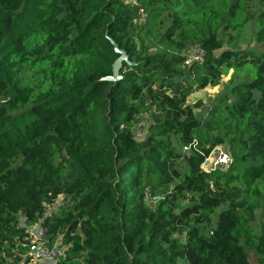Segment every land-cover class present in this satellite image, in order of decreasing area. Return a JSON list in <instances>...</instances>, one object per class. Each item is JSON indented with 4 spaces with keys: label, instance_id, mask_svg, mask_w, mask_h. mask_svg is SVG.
I'll use <instances>...</instances> for the list:
<instances>
[{
    "label": "trees",
    "instance_id": "trees-1",
    "mask_svg": "<svg viewBox=\"0 0 264 264\" xmlns=\"http://www.w3.org/2000/svg\"><path fill=\"white\" fill-rule=\"evenodd\" d=\"M217 145L231 163L202 168ZM259 211L264 0H0V264L37 223L55 264H264Z\"/></svg>",
    "mask_w": 264,
    "mask_h": 264
},
{
    "label": "built area",
    "instance_id": "built-area-1",
    "mask_svg": "<svg viewBox=\"0 0 264 264\" xmlns=\"http://www.w3.org/2000/svg\"><path fill=\"white\" fill-rule=\"evenodd\" d=\"M186 56L187 62L200 60L202 58V50L198 46L190 45ZM145 122L146 117H143L139 124H144ZM142 132L141 129H136L137 136H141ZM205 161H207V164L204 163ZM231 161V155L225 146L217 145L210 151L208 156L204 158L201 167L204 169L225 168L228 167ZM20 224L24 225V219H20ZM26 231L30 239L29 253L31 255V260L35 264H55L56 255L60 254L61 251L57 247L49 248L45 239V228L40 223H37L35 225L26 226Z\"/></svg>",
    "mask_w": 264,
    "mask_h": 264
},
{
    "label": "rangeland",
    "instance_id": "rangeland-1",
    "mask_svg": "<svg viewBox=\"0 0 264 264\" xmlns=\"http://www.w3.org/2000/svg\"><path fill=\"white\" fill-rule=\"evenodd\" d=\"M139 14L141 15L140 21H144L146 18V14L143 11H139ZM256 31V28L252 22H249L246 24L243 28V30L240 33V39L238 41V46L244 47V48H250V49H256L258 50V45L253 40L254 32ZM253 74L248 69L247 65L241 66L238 70H229L226 75H223L221 77V84L216 86H206L203 89L196 90L192 93L191 100L194 102L196 100H201L204 103H210L214 100V98L220 93L221 89L223 88L222 83L227 81L229 78L235 79V80H251L253 78ZM195 93V96L193 94ZM226 148V147H225ZM60 197L57 198L56 202H60ZM55 205H50L47 207V210H50L51 208H54ZM260 222H264V212H258V217L256 221L254 222V226H258ZM53 247L59 248V245L57 243L53 244ZM58 254L56 255L57 258ZM247 257L251 264H256V254L253 250H247ZM28 264H35L32 260Z\"/></svg>",
    "mask_w": 264,
    "mask_h": 264
},
{
    "label": "water",
    "instance_id": "water-1",
    "mask_svg": "<svg viewBox=\"0 0 264 264\" xmlns=\"http://www.w3.org/2000/svg\"><path fill=\"white\" fill-rule=\"evenodd\" d=\"M116 51H117V49H116ZM117 52L120 53V56L113 63V65H112V75L108 77V80L117 79V69H118L119 63L121 62V60L125 59V56H124L122 51H117ZM193 96H195V93L193 94ZM204 163L207 164V161H205Z\"/></svg>",
    "mask_w": 264,
    "mask_h": 264
}]
</instances>
